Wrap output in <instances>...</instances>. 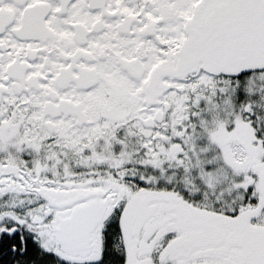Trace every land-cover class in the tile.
I'll list each match as a JSON object with an SVG mask.
<instances>
[{
    "label": "snow or ice",
    "instance_id": "1",
    "mask_svg": "<svg viewBox=\"0 0 264 264\" xmlns=\"http://www.w3.org/2000/svg\"><path fill=\"white\" fill-rule=\"evenodd\" d=\"M0 264H264V0H0Z\"/></svg>",
    "mask_w": 264,
    "mask_h": 264
}]
</instances>
